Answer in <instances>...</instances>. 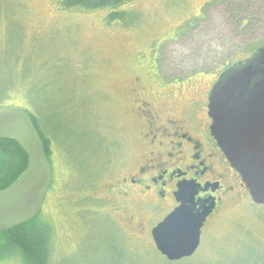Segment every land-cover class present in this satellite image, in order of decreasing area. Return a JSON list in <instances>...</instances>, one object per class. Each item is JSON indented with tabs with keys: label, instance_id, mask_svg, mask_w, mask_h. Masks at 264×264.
Listing matches in <instances>:
<instances>
[{
	"label": "rangeland",
	"instance_id": "obj_1",
	"mask_svg": "<svg viewBox=\"0 0 264 264\" xmlns=\"http://www.w3.org/2000/svg\"><path fill=\"white\" fill-rule=\"evenodd\" d=\"M233 5L132 0L117 9L124 19L111 21L110 9L0 0V108L40 117L36 108L55 131L54 183L40 217L51 227V264H264V206L246 187L207 227L196 255L174 263L151 235L158 213L111 193L125 116L140 93L144 71L136 70L181 89L174 99H206L226 68L264 45V0L239 2L236 13ZM0 264L26 263L0 251Z\"/></svg>",
	"mask_w": 264,
	"mask_h": 264
},
{
	"label": "water",
	"instance_id": "obj_2",
	"mask_svg": "<svg viewBox=\"0 0 264 264\" xmlns=\"http://www.w3.org/2000/svg\"><path fill=\"white\" fill-rule=\"evenodd\" d=\"M211 133L255 205L264 206V45L225 70L209 99ZM0 140L17 143L28 157L23 174L0 191V234L33 221L53 184V170L30 116L0 108ZM195 187L181 186L182 205L152 231L169 262L191 258L200 247L207 212H196Z\"/></svg>",
	"mask_w": 264,
	"mask_h": 264
},
{
	"label": "flooded vegetation",
	"instance_id": "obj_3",
	"mask_svg": "<svg viewBox=\"0 0 264 264\" xmlns=\"http://www.w3.org/2000/svg\"><path fill=\"white\" fill-rule=\"evenodd\" d=\"M137 72H143L135 79L140 93L125 116L127 124L122 129L126 144L113 167L116 173L111 193L127 207L156 211L159 218L152 233L182 205L180 187H195L196 212L208 213L202 244L207 227L245 187L211 133L209 98L217 81L204 93L206 99H174V92L181 89L165 83L160 73L153 77L147 69ZM158 85L166 88L161 89L163 97ZM128 199L134 200L132 206ZM114 204L117 211L121 209L118 202Z\"/></svg>",
	"mask_w": 264,
	"mask_h": 264
},
{
	"label": "trees",
	"instance_id": "obj_4",
	"mask_svg": "<svg viewBox=\"0 0 264 264\" xmlns=\"http://www.w3.org/2000/svg\"><path fill=\"white\" fill-rule=\"evenodd\" d=\"M132 0H58L63 9H84V10H102L110 9L109 20L124 19L125 14L117 11L122 5ZM248 0H237V5H233V12H241L239 2ZM254 2L261 0H252ZM263 1V0H262ZM256 51V50H255ZM10 90V89H9ZM5 96H8V89L4 90ZM22 109V108H20ZM39 133L43 141L48 159L51 155V144L55 140V131L50 129L42 115L36 110L40 117L31 110H24ZM103 148V147H102ZM104 148L101 152L103 155ZM50 160V159H49ZM28 157L22 148L10 140H0V191L10 187L26 170ZM88 182V181H87ZM42 213V212H41ZM41 213L33 221L0 234V251L8 256L15 255L21 262L26 264H51V247L49 245L48 230L51 229L47 222L41 221Z\"/></svg>",
	"mask_w": 264,
	"mask_h": 264
}]
</instances>
